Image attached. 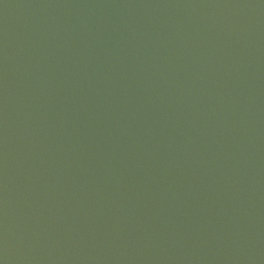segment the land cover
I'll use <instances>...</instances> for the list:
<instances>
[{
  "label": "water",
  "instance_id": "95a60500",
  "mask_svg": "<svg viewBox=\"0 0 264 264\" xmlns=\"http://www.w3.org/2000/svg\"><path fill=\"white\" fill-rule=\"evenodd\" d=\"M0 264H264V0H0Z\"/></svg>",
  "mask_w": 264,
  "mask_h": 264
}]
</instances>
